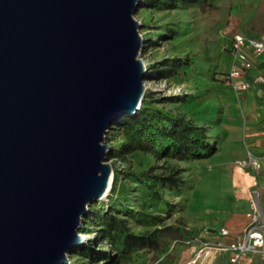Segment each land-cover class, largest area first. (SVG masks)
Masks as SVG:
<instances>
[{"label": "water", "instance_id": "95a60500", "mask_svg": "<svg viewBox=\"0 0 264 264\" xmlns=\"http://www.w3.org/2000/svg\"><path fill=\"white\" fill-rule=\"evenodd\" d=\"M141 0H0V264H63L146 87Z\"/></svg>", "mask_w": 264, "mask_h": 264}, {"label": "trees", "instance_id": "16d2710c", "mask_svg": "<svg viewBox=\"0 0 264 264\" xmlns=\"http://www.w3.org/2000/svg\"><path fill=\"white\" fill-rule=\"evenodd\" d=\"M141 2L148 15L141 24L143 47L157 51L146 65L147 77L168 85L193 81L195 90L181 95L146 90L133 114L111 124L106 133V143L114 142L106 157L114 161L111 188L106 202L88 206L78 233L96 236L72 249L69 264H177L183 248L202 241L201 229L186 224L182 214L173 216L183 211L193 186L170 162L209 159L224 143L223 109L206 93L210 84L217 92L227 88L226 73L217 72V65L210 70L208 46L185 41L196 10L203 11L209 1ZM152 13H160L153 24ZM118 160L126 165L120 168Z\"/></svg>", "mask_w": 264, "mask_h": 264}, {"label": "rangeland", "instance_id": "374dc122", "mask_svg": "<svg viewBox=\"0 0 264 264\" xmlns=\"http://www.w3.org/2000/svg\"><path fill=\"white\" fill-rule=\"evenodd\" d=\"M208 1V7H205L203 11L196 10L195 17L192 19L191 23L192 31L189 33V36L185 38V41H188L194 45H200L201 48L208 46L209 54L211 56V66L209 67L210 70L212 69L213 65H217V72L220 71L224 74L228 71L230 66V57L226 53L225 48L228 47L234 34H240L246 37L247 27L245 24L250 22L251 18L255 16L262 0ZM232 15H240L242 22L232 21ZM147 16V12L141 10L140 7L133 15L134 19L140 23L139 33L141 35H144L146 32L145 28L142 27L141 24L145 21V19H147ZM158 17L160 18V13H152L150 20L151 24H153L158 19ZM160 50H162V48H160ZM156 52L157 51L155 49L142 47L139 53V58L147 65L153 59ZM206 79H204V81H206ZM206 83H208V81H206ZM144 84L146 90H150L155 94H158L160 91H167L166 83L163 81H156L150 77L145 79ZM182 84H184V88L186 89L181 91L183 92L182 94L191 93V91L195 90L193 89V81H186ZM212 87V84H210V91H208L206 95L208 97L216 96L217 101L220 102L221 100L219 99L218 95L221 94V91L219 90L217 92L213 90ZM249 89H247V91ZM251 90L255 89L252 88ZM169 92H166V95H173ZM254 93L263 95V91L260 89L255 90ZM244 106L245 104H243V107ZM177 108L179 111H182V106L178 105ZM250 109L252 114H258L261 116V118H264V102L257 105L256 107L252 106ZM224 110L223 122L220 129L221 136L224 137V143L221 150L217 154L209 159L201 160L199 162H170V164L172 163L176 167L181 168L180 172L193 186L189 191L187 201L183 203V211L181 213H175L173 216L178 217L182 214L183 218H185L186 224L194 227L197 230L201 229L199 235L202 233V236L207 235V229L217 231L219 227L233 218L234 215H240L246 211V206L243 200L237 199L234 195L235 192L239 190V188L233 184L231 174L232 167L234 166L236 168L235 161L244 157L246 151H251L253 153L264 152V147L260 149L254 148L248 142L244 141L245 138L243 139L244 136L242 137L244 129L239 115L240 112L238 113L237 109H235V111L234 109L232 111L226 109ZM214 112V118H216L218 116V112H216V110H214ZM232 113V119L229 120L228 118ZM108 144L112 145L114 142H110ZM233 149L235 150L233 151ZM106 161L110 164L111 162H114L113 159H106ZM217 162L219 163L217 164ZM117 163L120 168L126 165V162H121L119 160ZM132 166H135L134 162L132 163ZM254 178L259 184L260 180H264L262 174H255ZM248 184L249 182H247L246 185ZM108 194L109 191L107 192V195ZM106 200L107 198L105 196L104 199H99L96 202L101 203L106 202ZM172 200L173 202L177 201L176 198H172ZM83 225L84 224L80 223L79 228ZM78 234L81 235V233ZM95 236L96 233L92 231L89 236L84 235V238H81L80 241L81 243H85L90 239L92 240ZM201 240L209 241L210 239L208 237H202ZM198 249V245H191L183 248V259L191 260L194 259L196 255H199L196 262H202V264H206V262H214L219 256L216 255V258H213L212 253L206 254L205 250L199 252ZM253 256L256 257L257 255ZM73 259L74 258L69 257L68 263L63 264H69V262Z\"/></svg>", "mask_w": 264, "mask_h": 264}, {"label": "built area", "instance_id": "2783aa9c", "mask_svg": "<svg viewBox=\"0 0 264 264\" xmlns=\"http://www.w3.org/2000/svg\"><path fill=\"white\" fill-rule=\"evenodd\" d=\"M230 66L225 75L224 85L235 95L239 96L250 88L251 82L246 78L253 67V58L264 57V32L258 38H248L234 34L227 48ZM147 71V70H146ZM257 82H263L262 75L256 76ZM164 82V81H163ZM165 83V82H164ZM184 84L168 85L167 91L173 95H180ZM186 90V89H185ZM235 166L242 172H249L252 176L249 184V209L245 213L246 223L238 232H232L226 226H221L216 232V239L199 242V252L226 255L229 264H235L252 254L264 260V189L261 188L255 174L264 176V154H254L246 151L245 156L235 161ZM199 255L193 259L197 260Z\"/></svg>", "mask_w": 264, "mask_h": 264}, {"label": "crops", "instance_id": "0c3cea01", "mask_svg": "<svg viewBox=\"0 0 264 264\" xmlns=\"http://www.w3.org/2000/svg\"><path fill=\"white\" fill-rule=\"evenodd\" d=\"M232 21L235 22H242V18L240 15H232L231 16ZM257 19V21H256ZM247 27V33L246 37L248 38H258L262 32H264V0L261 1V4L259 6V9L255 16H253L250 20V22L245 24ZM228 48V47H227ZM226 53L228 54V51L225 49ZM229 55V54H228ZM262 75L264 78V57L260 58H253V67L252 69L247 73V79L251 82L250 91L243 92L239 97L234 94L231 89L224 88L221 90V94L218 95L219 99L221 100L218 103L220 104L221 108L223 109V112L226 110L232 111L234 109L238 110V113L240 112V119L241 123L243 125V139L244 141L248 142L251 146L254 148H262L264 147V118H261L258 114H252L251 109L252 106H257L264 102V88L260 87V84L263 82H257L256 76ZM260 89L263 91V95H258L255 92V90L251 89ZM223 104V105H222ZM243 104L245 106L243 107ZM225 106V107H223ZM233 116V113L228 118L231 120ZM249 124V125H246ZM232 144V142H231ZM235 149H233L234 151ZM254 154H264V152L261 153H254ZM219 162H217L218 164ZM223 163V162H222ZM232 181L233 184L238 186L239 190L235 192V197L239 200H243L246 211L249 209V190L247 187V182H250L252 179V176L249 172H242L237 167H232ZM264 177V176H263ZM258 185L264 189V180H260V184ZM240 215H234L233 218L228 220L224 225L227 228H229L232 232H238L241 230V228L246 223L245 213ZM216 232L212 229H207L206 236L199 235L200 238L208 237L211 241L216 239ZM183 253L184 251H181L180 257L178 259L177 264H202V262H192L191 260L183 259ZM255 254H252L251 256H247L240 260L239 262L235 264H264V260L260 256H253ZM216 258V257H215ZM206 264H229L226 259V255L221 254L217 257V259L214 262H206Z\"/></svg>", "mask_w": 264, "mask_h": 264}, {"label": "bare ground", "instance_id": "6f19581e", "mask_svg": "<svg viewBox=\"0 0 264 264\" xmlns=\"http://www.w3.org/2000/svg\"><path fill=\"white\" fill-rule=\"evenodd\" d=\"M105 196H106V195H105ZM105 196H103L101 199H104ZM101 199H100V200H101ZM80 236H82L81 238H84V237H83V236H84L83 234H81Z\"/></svg>", "mask_w": 264, "mask_h": 264}]
</instances>
